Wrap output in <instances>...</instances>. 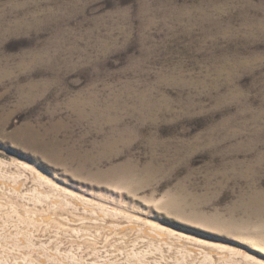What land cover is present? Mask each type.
Instances as JSON below:
<instances>
[{"label":"rangeland","instance_id":"374dc122","mask_svg":"<svg viewBox=\"0 0 264 264\" xmlns=\"http://www.w3.org/2000/svg\"><path fill=\"white\" fill-rule=\"evenodd\" d=\"M0 182V264H264V0H0Z\"/></svg>","mask_w":264,"mask_h":264},{"label":"bare ground","instance_id":"6f19581e","mask_svg":"<svg viewBox=\"0 0 264 264\" xmlns=\"http://www.w3.org/2000/svg\"><path fill=\"white\" fill-rule=\"evenodd\" d=\"M25 167H26V165H25ZM31 168V167H30ZM41 174V173H40ZM36 178V177H35ZM47 181V180H46ZM1 183V182H0ZM11 185V184H10ZM0 186H4V185H0ZM34 187V186H33ZM18 189H20V188H18ZM1 190L3 191V190H5L6 192H10V193H14V192H17L18 190L17 189H11V188H1L0 189V192H1ZM17 190V191H16ZM27 190V189H26ZM33 190L34 191H36V193H37V191H38V188H33ZM58 190V189H57ZM65 190V189H64ZM23 191V190H22ZM59 191V190H58ZM57 191V192H58ZM62 191V190H61ZM39 193V192H38ZM44 193V192H43ZM2 194V193H1ZM21 194V193H20ZM61 194V193H60ZM3 195V194H2ZM34 195H35V193H34ZM41 196V195H40ZM49 202V201H48ZM68 205V204H67ZM73 206V205H72ZM41 207V206H40ZM71 207V206H70ZM64 208V207H63ZM48 209V208H47ZM62 209V208H61ZM60 209V210H61ZM8 210V209H7ZM63 210V209H62ZM68 212V211H67ZM116 216V215H115ZM56 218V217H55ZM41 219V218H40ZM45 219V218H44ZM51 219V218H50ZM46 220V219H45ZM66 220V219H65ZM81 220V219H80ZM30 221V220H29ZM47 221V220H46ZM49 222V221H48ZM63 223V222H62ZM46 224V223H45ZM66 224V223H65ZM64 224V225H65ZM57 225V224H56ZM63 225V226H64ZM83 225V224H82ZM86 225V224H85ZM47 226V225H46ZM62 226V225H61ZM84 226V225H83ZM87 226V225H86ZM96 226V225H95ZM52 227H54L53 225H52ZM91 228V227H90ZM61 229V228H60ZM67 230V229H66ZM74 230V229H73ZM102 232V231H101ZM33 233H36V232H33ZM32 233V234H33ZM40 233V232H39ZM174 233V232H173ZM75 234H77V233H75ZM176 234V233H175ZM26 235V234H25ZM178 237H181V235H178V234H176ZM33 236V235H32ZM76 236V235H75ZM183 236V235H182ZM35 238V237H34ZM42 238V237H41ZM71 238V237H70ZM92 238V237H91ZM176 238V237H175ZM80 239V238H79ZM20 240V239H19ZM52 240V239H51ZM83 240V239H82ZM186 240V239H185ZM189 241V240H188ZM35 242V241H34ZM17 243V242H16ZM24 243V242H23ZM51 243V242H50ZM63 243V242H62ZM83 243V242H82ZM30 245V244H29ZM46 245V244H45ZM63 247V246H62ZM7 248V247H6ZM5 249V248H4ZM159 249V248H158ZM3 250V249H2ZM6 250V249H5ZM16 250V249H15ZM19 250V249H18ZM207 250V249H206ZM1 251V250H0ZM10 251V250H9ZM2 252V251H1ZM11 252H14V251H11ZM16 252H18V251H16ZM171 252V251H170ZM5 253H6V251H5ZM142 253V252H141ZM174 253V252H173ZM208 253V252H207ZM1 254V253H0ZM3 254V253H2ZM7 254H8V252H7ZM145 255H146V253H144ZM143 253L141 254L142 256L144 255ZM183 254V253H182ZM213 254V253H212ZM11 255V254H10ZM33 255V254H32ZM46 255V254H45ZM169 255H171V257L173 256V254L171 253V254H169ZM7 256V255H6ZM23 257H24V255H22ZM212 256V255H211ZM28 257V256H27ZM12 258H14V257H12ZM147 258V257H146ZM205 258V257H204ZM17 259V258H16ZM140 259H142L140 262L141 263H139V264H155L157 261L156 260H154V259H148V260H145V259H143L142 257H140ZM157 259V258H156ZM11 260V259H10ZM25 260H26V258H25ZM205 260H206V262H211V257H210V255L209 256H206V258H205ZM19 261V260H18ZM34 261V260H33ZM135 262V261H134ZM137 262V261H136ZM135 262V263H136ZM5 263H6V261H5ZM26 263V262H25ZM132 263V262H131ZM135 263H133V264H135ZM158 263V262H157ZM35 264H47V263H45V261L43 260V262L42 261H40V260H37L36 261V263ZM50 264V263H49Z\"/></svg>","mask_w":264,"mask_h":264}]
</instances>
